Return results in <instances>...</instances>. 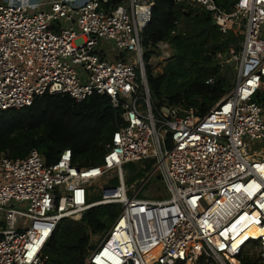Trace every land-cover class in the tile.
<instances>
[{
  "label": "built area",
  "instance_id": "obj_1",
  "mask_svg": "<svg viewBox=\"0 0 264 264\" xmlns=\"http://www.w3.org/2000/svg\"><path fill=\"white\" fill-rule=\"evenodd\" d=\"M111 2L0 3V112L46 94L76 102L98 94L125 123L99 166H74L69 149L53 166L35 149L0 156V264H49L45 248L63 219L110 204L121 212L91 264H264V101H255L264 93V0H237L231 11L217 0H175L210 13L223 35L243 27L224 61L235 65V86L203 116L153 108L142 35L154 0ZM144 160L150 174L129 184L124 167ZM154 178L169 199L139 197Z\"/></svg>",
  "mask_w": 264,
  "mask_h": 264
},
{
  "label": "trees",
  "instance_id": "obj_2",
  "mask_svg": "<svg viewBox=\"0 0 264 264\" xmlns=\"http://www.w3.org/2000/svg\"><path fill=\"white\" fill-rule=\"evenodd\" d=\"M122 1L112 0L109 7H117ZM217 1L226 11L237 3ZM154 3L152 20L142 35L153 108L193 107L203 116L235 86V65L224 61L231 48L239 49L243 27L234 24L223 35L210 13L175 0ZM160 42L170 44L172 57L156 75L150 63L161 54L157 47ZM260 94L259 103L264 101ZM124 124L122 110L115 109L108 96L94 94L76 102L67 95L46 94L36 98L31 107L0 112V156L25 158L35 149L48 166H53L69 149L74 166H99L114 133ZM167 146L171 147V141ZM120 212V204H110L90 209L79 221L63 219L45 248L49 264H91L88 258L96 248L94 238H103Z\"/></svg>",
  "mask_w": 264,
  "mask_h": 264
},
{
  "label": "rangeland",
  "instance_id": "obj_3",
  "mask_svg": "<svg viewBox=\"0 0 264 264\" xmlns=\"http://www.w3.org/2000/svg\"><path fill=\"white\" fill-rule=\"evenodd\" d=\"M2 0H0L1 3ZM172 57V49L166 51V52H161L160 55L158 56H154L151 60V65L154 68V74H160L163 72V68L166 65L167 61ZM234 71V70H233ZM79 73H81L80 78L82 79V81H85L86 78L84 77V72L83 70H80ZM264 93H261L260 96H264ZM257 100V96L255 97V101ZM141 105V109L143 110L144 113H146V109L144 107L143 104ZM257 147V145H256ZM260 148V147H259ZM264 149V148H263ZM151 161L149 160H144L138 163H131L129 165H126L124 167L125 172H126V176H127V181L129 182V184L132 183V181L135 179L134 175H136V178L138 177H147L150 171H147L149 169H147L148 166H150ZM144 167H146V169H144ZM95 198H93V200L95 199H99L100 196L99 194L94 196ZM140 198H148L151 200H166L169 199L170 194L167 191V188L165 186V184L163 182H161L160 180H157L156 178H154L147 187H145V189L143 190V192L141 193V195L139 196ZM1 217H0V221H1ZM104 238V237H103ZM103 238L101 237H95L94 238V245L98 246L99 243L103 240Z\"/></svg>",
  "mask_w": 264,
  "mask_h": 264
},
{
  "label": "bare ground",
  "instance_id": "obj_4",
  "mask_svg": "<svg viewBox=\"0 0 264 264\" xmlns=\"http://www.w3.org/2000/svg\"><path fill=\"white\" fill-rule=\"evenodd\" d=\"M152 257L154 258L155 255H154V254H149V255L146 256V260H147L148 262H150L151 259H152Z\"/></svg>",
  "mask_w": 264,
  "mask_h": 264
}]
</instances>
